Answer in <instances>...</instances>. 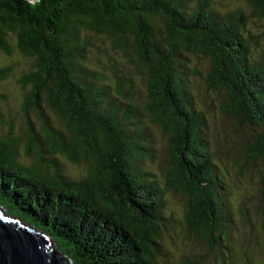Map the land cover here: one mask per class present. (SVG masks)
<instances>
[{
  "label": "trees",
  "instance_id": "1",
  "mask_svg": "<svg viewBox=\"0 0 264 264\" xmlns=\"http://www.w3.org/2000/svg\"><path fill=\"white\" fill-rule=\"evenodd\" d=\"M233 2L0 0V52L29 60L17 81L26 115L42 116L44 131L27 129L29 161L20 159V138L0 139V203L49 232L72 264H160L166 188L140 166L153 156L158 126L172 163L167 183L187 197V222L221 244L234 210L209 150L207 117L194 101L191 77L201 72L192 56L210 62L204 82L223 91L222 111L257 131L244 159L260 158L264 179V55L255 57L250 45L264 0ZM94 35L109 46L95 44ZM109 50L135 65L132 73ZM17 65L0 66V80ZM134 72L145 84L142 103ZM44 106L61 127L50 124ZM59 155L87 161L88 171L69 175Z\"/></svg>",
  "mask_w": 264,
  "mask_h": 264
},
{
  "label": "rangeland",
  "instance_id": "2",
  "mask_svg": "<svg viewBox=\"0 0 264 264\" xmlns=\"http://www.w3.org/2000/svg\"><path fill=\"white\" fill-rule=\"evenodd\" d=\"M233 5H235L233 0H222L223 8ZM250 28L255 32L253 38L257 39L258 43L250 41L251 50L255 57L260 58L264 55V22L257 20V25H250ZM93 38L95 44L106 48L109 46L107 38L97 39L95 35ZM109 52L118 61L117 65L122 71L134 70L135 65L127 63L119 50H109ZM11 63L18 65L8 76L0 80V139H5L9 135L20 138L18 146L20 159L29 161L27 129L32 125L43 135V117L31 110H28L26 115L23 108L24 90L20 88L17 80L22 68L30 63L29 60L20 54L7 56L0 52V66ZM192 63L199 67L201 72V75L191 77L194 101L207 117L209 150L217 166L216 171L223 174L228 192L224 198L228 199L226 202L229 203L231 210H234L232 212L234 223L229 224V236L225 237L221 244L207 242L193 231L184 213L187 197L182 194L180 187L179 190L168 185L171 183L168 173L172 163L167 135L156 126L152 133L153 156L144 157L140 166L149 168L155 174L158 184L166 188L164 215L167 219L160 231L163 243L161 240L159 243H162L167 251L165 254L157 253V259L160 264H264L263 165L260 158L248 161L244 159L248 151L247 144H254L258 138L257 131L246 122L240 123L231 114L222 111L220 105L223 91L213 90L204 82L205 76L210 72L208 59L192 56ZM122 71L119 73L122 74ZM210 74L212 75L211 72ZM133 82L137 91L136 97L142 103L146 100V88L141 74L134 72ZM110 83H114L112 78ZM43 111L48 115L50 124L62 126L48 106H44ZM28 119L31 123L27 122ZM36 149L37 147L30 150ZM42 154L49 158V153L46 151ZM58 159L62 162V164L58 162L59 165L71 176H83L88 171L87 161H71L60 155ZM43 163L52 167L50 162L43 161ZM193 221L196 222L197 219L193 218ZM218 233L216 231V235Z\"/></svg>",
  "mask_w": 264,
  "mask_h": 264
},
{
  "label": "water",
  "instance_id": "3",
  "mask_svg": "<svg viewBox=\"0 0 264 264\" xmlns=\"http://www.w3.org/2000/svg\"><path fill=\"white\" fill-rule=\"evenodd\" d=\"M0 264H72L54 237L0 203Z\"/></svg>",
  "mask_w": 264,
  "mask_h": 264
},
{
  "label": "bare ground",
  "instance_id": "4",
  "mask_svg": "<svg viewBox=\"0 0 264 264\" xmlns=\"http://www.w3.org/2000/svg\"><path fill=\"white\" fill-rule=\"evenodd\" d=\"M200 127V126H199Z\"/></svg>",
  "mask_w": 264,
  "mask_h": 264
}]
</instances>
